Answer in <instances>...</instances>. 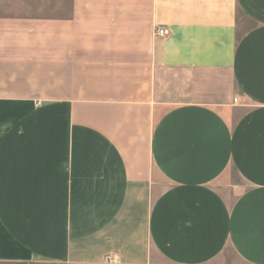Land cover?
I'll return each instance as SVG.
<instances>
[{"label": "crops", "instance_id": "0c3cea01", "mask_svg": "<svg viewBox=\"0 0 264 264\" xmlns=\"http://www.w3.org/2000/svg\"><path fill=\"white\" fill-rule=\"evenodd\" d=\"M0 264H264V0H0Z\"/></svg>", "mask_w": 264, "mask_h": 264}, {"label": "built area", "instance_id": "2783aa9c", "mask_svg": "<svg viewBox=\"0 0 264 264\" xmlns=\"http://www.w3.org/2000/svg\"><path fill=\"white\" fill-rule=\"evenodd\" d=\"M157 33H158V35H164L165 34V29L164 28H159L157 30ZM234 101H237V98H234ZM108 259L111 260V261H116V259L113 258V257H109Z\"/></svg>", "mask_w": 264, "mask_h": 264}]
</instances>
